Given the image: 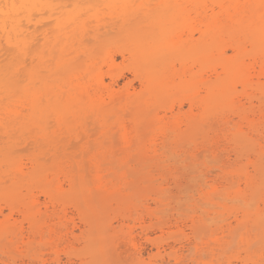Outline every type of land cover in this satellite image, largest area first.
Masks as SVG:
<instances>
[{"label":"bare ground","instance_id":"6f19581e","mask_svg":"<svg viewBox=\"0 0 264 264\" xmlns=\"http://www.w3.org/2000/svg\"><path fill=\"white\" fill-rule=\"evenodd\" d=\"M172 1L0 0L5 8L0 12L4 47L14 62L19 60L16 68L0 74V134L3 141L6 136L13 140L14 132L21 131L27 139L18 136L17 146L23 141L34 152L26 156V163L16 156V147L1 149L0 142V246L5 241L11 248L18 243L31 248L38 234L55 235L57 228L65 227L67 233L60 240L83 239L93 252L112 235L134 241L131 222L140 225L139 237L150 243H155L152 229L163 233L174 228L178 230L169 239L199 242L219 222L224 223L220 231L226 235L217 236L213 243L221 249H230L242 231L247 234L242 242L248 249L264 244V212L254 215L251 210L264 201V149H256L257 158L249 160L245 169L234 170L245 183L235 190L234 172L219 166V156L209 154L215 140L212 132L220 122L231 126L230 116L237 118L229 133L239 146L236 163L257 146L249 132L258 137L263 133L264 0ZM42 9H54L51 14L47 11L54 19L51 27L52 22L41 26L45 21L34 18ZM119 57L130 62V73L141 83L140 92H134L131 84L120 88L122 74L114 69ZM21 76L28 77L30 88L16 99L23 93L15 83L26 81ZM32 127L39 131L33 140L30 135L36 128ZM10 142L4 141V146ZM202 158L216 164L227 185L217 186L216 179L208 182V173L199 163ZM168 177L184 196L163 188ZM36 193L46 199L44 210ZM170 200L179 205L174 203L177 209L185 200L189 209L182 207L178 210L182 213L171 214L165 208L174 207ZM229 202L234 205L225 207ZM57 206L62 207V216L54 211ZM218 207L224 208L221 218L211 217L210 209ZM68 209L74 210L78 222L68 216ZM5 210L10 214L6 216ZM109 211L117 213L114 220L119 229L107 219ZM14 213L22 220L11 222ZM144 216L150 218V225ZM54 220L58 221L51 224ZM156 246L161 255L164 247ZM170 248L172 253L179 251ZM134 255L141 264L145 262L143 250L137 249ZM59 256L55 264H62ZM176 256L174 264H186ZM253 257L236 264H257Z\"/></svg>","mask_w":264,"mask_h":264},{"label":"rangeland","instance_id":"374dc122","mask_svg":"<svg viewBox=\"0 0 264 264\" xmlns=\"http://www.w3.org/2000/svg\"><path fill=\"white\" fill-rule=\"evenodd\" d=\"M176 1H178V0H173L172 2L175 3ZM181 1L182 0H180L179 2H181ZM3 7H4V5L2 3H0V12L3 9H5ZM42 10H43V12L39 10L37 12V14L34 15V18L37 17V19H40L41 21L42 20L45 21V22L41 23V26H42V24H46V22H48V23L52 22L51 25L49 26V27H51L52 25H54V22H53L54 19L50 18V14H51V10H54V9H46V10L42 9ZM68 10H75V9H68ZM47 11L50 14L47 13ZM46 14L47 15L49 14V15L48 16H44ZM1 16L2 15L0 14V19L3 20L4 18L1 17ZM24 19H25V17L23 18V20ZM45 26H47V25H45ZM39 28L43 29L42 27H39ZM45 28L46 27H44V29ZM48 28H46V29L49 30L50 28L49 29ZM30 30L32 31L33 29L31 28ZM2 35L3 34L1 32V30H0V40H2L1 45H2V48H5L4 47L5 46V41H4V38H3ZM38 35L37 36L40 37V32L38 33ZM36 42L37 41H35L34 44ZM37 50L38 49H36V53H37ZM5 51H6V53H8L6 48H5L4 51L0 49V56L2 55L0 57V62H1V60L4 61L5 59H7L4 62L0 63V65H1L0 66V74H3L4 72H6V70H10V71L13 70L19 64V60H16V62H14L15 60H14V57L12 56V54L11 53L5 54ZM229 52L230 53H228V55L232 56L231 51H229ZM3 53H4V55H3ZM9 54H11V55H9ZM27 62H29V63H27ZM27 62H26L27 64H25L26 66L30 64L29 66H27V69H29V70L32 69L30 61L27 60ZM130 67H131V65H130L129 61L124 60L123 58L119 57L117 62H116V65H115L114 69H115L116 72H119V73L122 74V78L120 79V88L125 87V85H128V84L130 85L131 84L132 87H133V90H135L134 92L137 93V92L141 91V88H142L141 87V83H140L139 80H136L133 77V75L130 73ZM8 68H10V69H8ZM107 71H108V68L107 67H103V73H107ZM19 78H22V76L19 77ZM19 78H17V79L20 81ZM27 78H28L27 76L22 78L23 80H21V81L24 82L26 80L24 83L22 82L23 84L17 83V82H16L17 84L15 83L17 91L18 92L21 91V93H23V94L19 93L22 96L16 94V95H18L16 97V99L18 97L22 98L23 95H24V91L26 89L30 88L29 87L30 86L29 85V80ZM108 81L109 80L107 78V82ZM238 90L241 91L242 88L239 86ZM237 97H238V99L242 100L243 102H246L245 98L243 96H241V94H238ZM5 102L8 103L7 100H5ZM255 104H256V106L259 105V103H257V101H255ZM188 109H189L188 105L185 104L184 111L187 112ZM263 109H264V106H263ZM230 118L234 119L233 124L235 123V121L237 122V118L236 117L230 116ZM235 118H236V120H235ZM126 124L128 126L130 125L129 122H127ZM233 124L231 125L232 127H233ZM19 126H18V128L21 127V126L20 127ZM216 126L217 127L214 126L215 130L212 132L213 136L215 137V140H214V142L211 145V148H210L211 152L209 154L211 155V157L213 155L219 156V158L221 159V164H219V166H221V167L224 166V168H226L227 171L234 172L233 176H234V179H237V180H235L237 184H235L236 187H234L233 190L237 189L238 184H240L241 188H244L245 187L244 180L243 179L242 180L239 179L238 178V174L235 171L237 169H240V168L245 169L247 167V165H248L249 160L251 161V160H255L257 158L256 157V149H260V148L264 149V128H263V126H261L260 131L263 132V133L261 134V136L258 137L257 135H252L253 133L249 132L248 129L246 128V126L244 125L245 132H249V135L253 136L257 140V146L253 150H250L248 152V156H246L244 159H242L241 162L236 163V161H234V159H235V151L237 150V148H239V146H237L235 144L234 140L232 139V135L229 134L231 129H232V127L231 126H229V127L226 126L223 122L218 123ZM18 128H16V129L18 130ZM32 128H36V127H32ZM36 129H33V130L35 131ZM33 130H32V133H31L30 136H32L33 134L36 135L39 132L38 129L35 132H33ZM235 131L236 130H233L232 133H235ZM18 132L23 134L21 131H18ZM14 133L13 134H14L15 137H17V139L15 137H13V140H10L12 138V136H11V138L7 137V136H6V138L4 137L5 143L11 141L10 144L8 143V144H6V146H4L5 143H4L3 137H2L3 134H0V136L2 135L1 138H0V142L2 143V141H3V143L1 145L4 144L1 147V149H4V147L5 148L9 147V145H10V147H14V148L16 147V149H17V150L15 149L17 151V155L16 156H18L19 158H22L23 162L27 163L28 162L27 160H28L29 157L27 158L26 156H30L34 152L31 153V151L28 150L29 146H26L27 144H25L23 142L27 138H24V136H22L19 133H16V132H14ZM226 133L229 134V137L225 136ZM18 136H21L22 140L24 138V140L21 141V143H22V144H20L21 147H20L19 144L17 146V143L18 142L20 143V140H19L20 137L18 139ZM27 137H29V136H27ZM33 137H36V136H32L30 139L33 140L34 139ZM30 139H29V142L31 141ZM261 142H262V144H261ZM25 146L27 148H25ZM30 148L31 147H29V149ZM25 149L28 150V153H26L27 151ZM23 151H24L25 154H23ZM21 152H22V154H21ZM18 154H20L21 157ZM22 156H24V157H22ZM205 159L202 158V160H200L199 163L204 165V166L200 165L202 170L205 169V170H203V172L208 173V182L209 183H213L212 181H215V179H216L218 181V182L216 181V185L219 183L217 186L227 185L226 184L227 182L225 180H223L221 178V176L218 174L219 172L216 170V164L215 163L213 164V162H212L213 165H211V163H210L211 160H209V159L207 160V158H205ZM207 161H209V162L206 164L205 162H207ZM209 163H210V165H208ZM231 163H232V165H231ZM202 166L203 167L206 166V167L203 168ZM207 167H208V169H207ZM210 168L211 169L213 168V171L209 170ZM214 169L216 170V172L214 171ZM248 170L251 173H254L253 169L250 166H249ZM209 171L211 173L212 172L213 173L211 174V173H209ZM235 175H237V176H235ZM167 179H170V180H167L168 182L172 181V183H173V179L171 177H168ZM209 180H212V181H209ZM91 182H92V180H91ZM168 182H167V185L166 184L163 185V188L166 189V188L169 187L171 195L173 193L175 195L177 194L178 196L179 195L180 196H184L185 195V194L184 195L183 194L182 195L179 194L177 189L174 188L173 184H171L170 182L168 183ZM256 182L258 184L260 181L257 179ZM91 188H92V184H91ZM24 194H26L25 191H24ZM37 196H39V195L37 194ZM39 197H40L39 198L40 203L42 204L41 207L44 210L45 209V205H46V199L42 195H40ZM26 198L28 199V200L26 199V201H29V198L28 197H26ZM182 201L183 200H181L179 202V203H182V206L180 204L181 207H178L179 205L176 202H174V200H173V203H172L171 200L168 201V203H170V202L172 203L170 205H174V203H176L178 205L177 206L178 209L176 208L175 205H174L173 208H171V210L169 209V205H167L165 208L167 210H169L168 212L171 211L170 213L174 214V215L175 214L177 215L178 212L182 213V212H180L182 207H183L182 209H189V207H187L188 204H186V201L184 200L185 203H184V201L183 202ZM258 203H259L258 207H255V209L253 207L251 209L252 210V214H254V215H255L256 212H260L261 214H263L262 212H264V201H259ZM226 204L227 205H225V207H231V206L234 205L233 203L231 204V202L226 203ZM142 205H143V203L140 204V206H142ZM152 205L154 206V204H152V202H151V209L152 210L154 208L156 209V206L153 207ZM183 205H185V206H183ZM114 208H116V205H114ZM165 208H164V210H165ZM174 208H176L177 210H175ZM172 209H174V210L172 211ZM179 209H180V211H178ZM50 210L52 211L53 208L51 207ZM72 210L73 209H68V214H69L68 216L70 218H75L76 219V217L73 216L74 215L73 214L74 210L73 211ZM54 211L56 213H58L59 216L60 215L62 216V214H61L62 207L61 206H57V208H55ZM186 211L187 212H185V213L183 212V213L184 214H186V213L188 214V210H186ZM210 212H211V214L213 213L211 215V217L215 216L214 218H217L220 213L224 212V208H222V209L220 208L219 209V207H218V208H216L214 210L210 209ZM9 214H10V212L8 210H5V215L7 216ZM17 215L18 214L14 213L10 217V219H11L10 221L11 222H15L14 220L21 221L22 218L20 217V215L19 216H17ZM107 215L109 216V217L107 216V219L108 220H112L114 222V226L115 227L117 226V229H119V224L116 222L117 213H116V216H115L113 211H109ZM141 215H142V213H141ZM167 215H168V213H167ZM196 215H199V213L196 214ZM145 217L146 216H144V218ZM160 217H161V215H160ZM109 218H112V219H109ZM220 218H221V216L218 219H220ZM230 218H229V222L232 223V227L231 228H234L236 226V221L234 220V218L232 216ZM0 219L3 220V217L0 216ZM114 219H116V220H114ZM145 219H146L145 220L146 225H150L149 224V223H151L150 222L151 221L150 218L146 217ZM57 221L58 220H54V221L51 222V224H54ZM75 221L78 222L77 219ZM115 222H116V224H115ZM210 222H212V221L210 220L208 224H210ZM218 223L215 226L213 225V226L209 227L210 228L209 231L207 233L203 234L205 237L204 236L202 237V235H201V237L199 238V242L197 240H193V239L191 241H189L187 238H184V239H182V241H178V242L175 239L172 240L170 238L171 239L170 240L169 239V236H170L169 234L172 233L173 231L174 232L177 231L178 230L177 228H174L172 230H168L167 229L163 233L160 232L159 230L152 229L151 233H150L151 238L153 239V241L155 243L157 242L156 244H159V246H163L164 247V248H160L161 255H159V249H158V247L156 246L155 243H153V242L150 243L149 241L146 242V240L142 236L139 237V234L141 233V228H140V225L138 226V224H136V223L134 225V222L130 223V226L133 227L134 236L137 237V238L134 239V241H132V242H127L126 241L125 242V240H123V235L122 234H121L122 236H115V235L113 236L112 235L113 232H111V235L113 237L111 236L110 238H107L106 239L107 243L105 241V243L97 244V246H96V248L94 249L93 252L89 251L91 247L89 246V243L85 242V240H83V239L75 240L72 237H67L66 236V237L61 238V240H60L59 237L64 236L67 233L66 232L67 230L65 229V227L64 228H57V230H56L57 232L55 233V235H50L49 232L38 234L36 239H35L37 244L35 243V245L32 246L31 248H29L27 246H24V244H22V243H18V245L15 244V246H13L11 248V245L5 244V241H4L3 245L0 246V264H14V263L15 264H55L54 259L57 258L59 255H60L59 257L62 258V264H86V263L90 264V262L92 261L93 258H94L93 259L94 262L92 264H97V263L98 264H102V262H103V264H110L112 260H113L112 261L113 263H111V264H129V263L130 264H139V263L141 264L142 262H140L138 260L139 257L134 255L137 249L138 250L139 249L143 250L144 255H142V261H145L143 264H161V263L162 264H174L175 263L174 258L176 256V254H177L176 257H179L180 258L179 260H181V261L184 260V263H186V264H228L229 262H232V263L236 264V263H240V261L243 258H245L246 256H249V257L252 256L253 257L254 255L256 256V258L253 257V260L256 261L257 264H264V244H258V245L255 246V248L253 247L252 249H248V247L244 246L243 242H242V240L247 237V234H245V231L237 233V236L234 238L233 242L231 243L232 245H231L230 249L228 247H226L225 248L226 250H224V249L219 248L217 245H215L213 243V241L216 239L217 236L218 237H222V236L226 235V234H222V232L220 231V227L224 223L223 224H221V223L218 224ZM69 224H70V226H69ZM188 224H190V223H188ZM24 226H26L25 227V231H27L28 230V224L24 223ZM72 226H73L72 222L71 221L68 222V227L70 228ZM187 228H189V227H185L184 230H185L186 234H190L191 230L187 229ZM125 231H128V228H126ZM75 233H76V235H80V231L78 229L75 230ZM251 235H252V237H255L256 236V231L252 232ZM50 237H51V239H50ZM41 238H43V239H41ZM113 238H115V239L113 240ZM116 238H118L119 241L123 243V245H121V243H119L118 239L116 240ZM163 238H166V239H164V241H163ZM31 239H33V238H31ZM45 241H48L49 243L45 242ZM111 242L113 244H111ZM181 242H182V244H180ZM6 243H7V240H6ZM107 244H108V246H107ZM119 244L121 245V247H120ZM170 244H171L172 247H175L176 251L179 250L178 253H176V254L172 253V250L170 248L171 247ZM111 245H113V246L111 247ZM182 246H184V247H182ZM123 247H125V248H123ZM108 248L110 249V251L108 250ZM122 248L125 249V250H123ZM181 248H183L182 251H181ZM190 248H191V251H190ZM73 249L76 250V251H74ZM10 250L12 252H10ZM192 251H193V253H191ZM12 254H13V256H11ZM92 254H93V256L94 255H96V256L91 258ZM131 255H132V257H131ZM96 257L98 258V260H97ZM122 258H124L123 260L128 259V261L125 260L127 263L125 261H123ZM108 259H109V261H108ZM11 261H12V263H11ZM95 261H97V262H95Z\"/></svg>","mask_w":264,"mask_h":264},{"label":"snow or ice","instance_id":"6c2138e0","mask_svg":"<svg viewBox=\"0 0 264 264\" xmlns=\"http://www.w3.org/2000/svg\"><path fill=\"white\" fill-rule=\"evenodd\" d=\"M10 7H11V8H15V7H17V6H16V5H10Z\"/></svg>","mask_w":264,"mask_h":264}]
</instances>
